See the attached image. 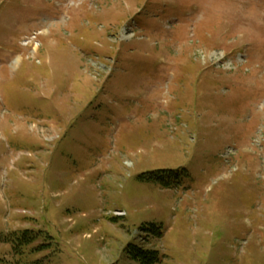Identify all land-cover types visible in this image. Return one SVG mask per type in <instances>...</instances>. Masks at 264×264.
Wrapping results in <instances>:
<instances>
[{
  "label": "rangeland",
  "instance_id": "1",
  "mask_svg": "<svg viewBox=\"0 0 264 264\" xmlns=\"http://www.w3.org/2000/svg\"><path fill=\"white\" fill-rule=\"evenodd\" d=\"M0 264H264V0H0Z\"/></svg>",
  "mask_w": 264,
  "mask_h": 264
},
{
  "label": "trees",
  "instance_id": "2",
  "mask_svg": "<svg viewBox=\"0 0 264 264\" xmlns=\"http://www.w3.org/2000/svg\"><path fill=\"white\" fill-rule=\"evenodd\" d=\"M142 253H144V251H142ZM146 253H149V254H154L153 252L151 251H146Z\"/></svg>",
  "mask_w": 264,
  "mask_h": 264
}]
</instances>
